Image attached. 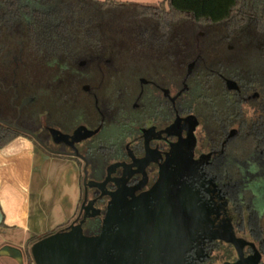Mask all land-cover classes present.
Masks as SVG:
<instances>
[{"label":"flooded vegetation","instance_id":"1","mask_svg":"<svg viewBox=\"0 0 264 264\" xmlns=\"http://www.w3.org/2000/svg\"><path fill=\"white\" fill-rule=\"evenodd\" d=\"M98 60L101 66L112 63L110 58ZM158 60L170 62L166 57ZM170 67V72L140 76L137 94L122 103H116L113 73H83L58 103L48 105L35 130L5 121L21 132L19 137L41 148L45 158L64 157L80 171L77 211L53 233L98 237L108 223L118 237L128 226L137 234L140 223L160 219L155 189L166 179L182 195L181 215L189 214L198 237L185 249L188 263L264 264V187L258 183V175L264 174V88L245 87L241 72L221 73L225 104L212 108L206 102L198 111L187 78L178 81L173 57ZM80 127L96 133L77 141L81 135L63 138L51 131L72 136ZM241 156L252 161L250 168L236 163ZM246 174L257 178L255 205L240 182ZM171 210L178 214V207ZM168 226L166 220L161 229ZM117 243L112 240L107 251H120Z\"/></svg>","mask_w":264,"mask_h":264},{"label":"trees","instance_id":"2","mask_svg":"<svg viewBox=\"0 0 264 264\" xmlns=\"http://www.w3.org/2000/svg\"><path fill=\"white\" fill-rule=\"evenodd\" d=\"M220 47L231 67L219 62ZM174 52L178 81L187 78L198 111L225 104L221 73L241 72L245 87L264 88V0H0V120L35 130L48 105L97 70L113 73L122 103L137 94L140 76L170 72L158 59ZM100 57L112 63L101 66ZM26 98L33 101L19 109ZM20 135L0 122V150ZM258 179L264 187V174Z\"/></svg>","mask_w":264,"mask_h":264},{"label":"rangeland","instance_id":"3","mask_svg":"<svg viewBox=\"0 0 264 264\" xmlns=\"http://www.w3.org/2000/svg\"><path fill=\"white\" fill-rule=\"evenodd\" d=\"M125 3H133L138 5H159L164 0H119ZM240 44V43H239ZM221 45V44H220ZM219 53V62L227 64L231 67L234 60L223 47H220L217 51ZM214 57V54L211 55ZM240 56V54H239ZM175 61L178 60L177 52H174L171 56ZM171 57L170 62H171ZM237 59L240 62V66L243 61ZM239 64V63H238ZM34 147L37 149L35 157V168L33 178L31 182V218H30V231L24 233L22 229H15L11 236H8L10 232L4 228H0V245L6 242H13L20 244V248L24 246V251L28 252V260L30 263L38 264L31 255L30 251L36 242L44 237L54 235L53 233L59 227L66 225L77 211L80 197H81V174L73 161L68 160L64 157L53 156L45 158L46 153L41 149L37 148L34 143ZM236 163L240 166H252V161L240 157L236 160ZM253 179H257L252 174L243 175L240 182L246 187L247 200L252 205H255L256 200L254 198V192L256 190V184ZM251 181L255 184L253 185ZM165 184H162L164 186ZM179 202V201H178ZM256 208V206H255ZM146 211H148L145 208ZM147 215V213H145ZM146 218V216H144ZM143 217V218H144ZM145 220V219H144ZM261 224L264 228V218H261ZM15 235V236H14ZM145 241H141V245H131V249L126 251H145L146 245H152L153 242L149 236H144ZM23 241V243H22ZM150 241V242H149ZM75 251H80L76 256L66 259L60 251L56 252L54 256L45 257L44 262L40 264H101L100 253H94L90 251H98L97 249H89L81 246H74ZM134 248V249H133ZM22 249V248H21ZM82 251V252H81ZM88 251V252H84ZM100 251V250H99ZM112 255V252L109 253ZM34 258V259H33ZM114 259V257H109Z\"/></svg>","mask_w":264,"mask_h":264},{"label":"water","instance_id":"4","mask_svg":"<svg viewBox=\"0 0 264 264\" xmlns=\"http://www.w3.org/2000/svg\"><path fill=\"white\" fill-rule=\"evenodd\" d=\"M194 64V62L190 64L189 73L192 72ZM31 101H33V98H26L23 100L21 106L23 107ZM0 122L8 124L2 120H0ZM51 131L55 136L60 134L63 138H74L75 136L81 135L80 139H77V141L82 138L90 137L96 133L95 130H90L87 127H80L72 136L63 134L56 129H51ZM165 180L162 182V184H165L164 186H160L159 184L155 189V193L158 194V202L156 204L158 214L157 217L160 219L152 224L150 220L145 221L143 225L140 223L139 225H141V227L137 234H133V232L129 230L130 228L128 226L126 229L122 228L124 229L123 233L120 237H118V235L116 236V234H113V231H111V225L107 223V227H104L102 235L98 237L83 238L82 236L76 237L74 235L73 238L72 235L74 232L49 235L36 242L32 247V254L36 262L40 264L44 262L45 257L49 258L54 256L58 251H60L66 259L73 256L77 257V254H79L80 251H75L74 246L77 245L79 247L83 245L82 240H85L83 246L84 248L87 247V250L98 249V251L90 252L100 253L99 258H101V264H190L187 262V253L189 251H185V249H187V247L191 248L193 242L198 238L193 231L194 223L192 224V219L188 216L189 214L187 215L182 213L181 215L179 206L182 201V195L177 196L178 193L174 191V185H172L171 182H165ZM173 191L175 193H173ZM177 202L178 205H176ZM175 206L180 210V212L179 210L177 211L178 214H176V212L173 214L171 210L172 208L174 209ZM176 215H178V220L172 221V217L175 218ZM112 216L113 214H110L111 219H113ZM115 216L116 212H114V217ZM166 220H168V229L162 230L163 228L161 229V224ZM173 222H176L177 224L172 228L170 224H173ZM155 226L158 227H156L154 233L150 232V230ZM144 236H149L153 242L152 245H146L145 251H126L128 248H132V243H134V246L141 245V241L146 240L143 239ZM112 240L118 241L117 246L120 245V251H107L112 243ZM117 250H119V247H117ZM110 252H112V255L110 254L109 256ZM109 257H114V259H110ZM224 264L234 263L227 262ZM235 264H243V262L239 260ZM253 264H258V262H254Z\"/></svg>","mask_w":264,"mask_h":264},{"label":"crops","instance_id":"5","mask_svg":"<svg viewBox=\"0 0 264 264\" xmlns=\"http://www.w3.org/2000/svg\"><path fill=\"white\" fill-rule=\"evenodd\" d=\"M36 154L34 142L26 137H18L0 150V228L8 232L30 231V186ZM12 232L8 234L11 239ZM24 246L21 249L20 244L5 241L0 245V264H33Z\"/></svg>","mask_w":264,"mask_h":264}]
</instances>
